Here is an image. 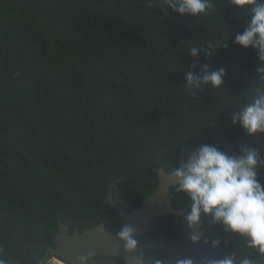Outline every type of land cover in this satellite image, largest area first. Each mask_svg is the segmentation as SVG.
<instances>
[{
  "label": "trees",
  "instance_id": "1",
  "mask_svg": "<svg viewBox=\"0 0 264 264\" xmlns=\"http://www.w3.org/2000/svg\"><path fill=\"white\" fill-rule=\"evenodd\" d=\"M180 14L168 0H0V259L40 264L53 254L61 220L84 232L122 227L105 201L109 185L127 213L173 173L183 157L214 146L229 157L255 150L264 186V133L234 117L264 95L258 50L235 42L252 6L206 0ZM264 3V0H258ZM196 55H192V51ZM223 70L214 87L203 77ZM194 77L189 83L188 75ZM199 80L196 83L195 80ZM171 189L174 208L190 211ZM157 218L137 244L145 264H211L236 254L264 264L245 238L201 214ZM200 233V239H191ZM214 242H218L214 246ZM89 264H125L95 256Z\"/></svg>",
  "mask_w": 264,
  "mask_h": 264
},
{
  "label": "clouds",
  "instance_id": "2",
  "mask_svg": "<svg viewBox=\"0 0 264 264\" xmlns=\"http://www.w3.org/2000/svg\"><path fill=\"white\" fill-rule=\"evenodd\" d=\"M169 6L180 14L197 15L212 7L206 0H168ZM237 7L252 6V17L246 30L237 34L235 42L241 47L258 50L259 60L264 62V3L258 0H231ZM197 53L192 51V55ZM264 71V68L258 69ZM223 70L203 77L205 83L214 87L222 84ZM188 82H194L189 74ZM199 83V80H195ZM234 123H239L248 135L264 133V95H260L236 113ZM258 154L255 150H245L241 157H229L214 146H202L185 168L175 171L178 181L177 190L186 193L191 201L190 211L184 220L190 228H199L201 214L210 215L212 222L224 226L226 232L245 238L246 247L253 250L264 260V186L256 178L255 168ZM126 243V249H135L137 241L133 239V229L124 227L118 234ZM191 239H200V233H194ZM218 242H214L215 244ZM0 264L6 261L0 259ZM43 264H66L51 251ZM156 264H160L159 261ZM177 264H193L190 259L177 261ZM211 264H256L255 260L240 258L236 254Z\"/></svg>",
  "mask_w": 264,
  "mask_h": 264
},
{
  "label": "water",
  "instance_id": "3",
  "mask_svg": "<svg viewBox=\"0 0 264 264\" xmlns=\"http://www.w3.org/2000/svg\"><path fill=\"white\" fill-rule=\"evenodd\" d=\"M189 160L182 158L180 170L186 167ZM175 171L168 173L163 168L158 169L159 185L155 192L145 198L139 208L131 213L125 212L114 200V188L121 179L112 181L109 185V194L105 201L116 211L122 222V227L118 232L108 230L104 223L99 226L80 232L77 229L71 233L70 226L61 220L60 231L55 234V247L53 252L66 260L70 264H89V260L95 256H115L124 261L125 264H145L139 257V253L148 247H155V244L144 242L136 244L135 249L128 251L126 243L119 239V233L124 227L133 229V239L141 237L148 232L152 223L159 217L175 215L177 224L186 210L174 208V195L171 192L173 187L178 186Z\"/></svg>",
  "mask_w": 264,
  "mask_h": 264
},
{
  "label": "flooded vegetation",
  "instance_id": "4",
  "mask_svg": "<svg viewBox=\"0 0 264 264\" xmlns=\"http://www.w3.org/2000/svg\"><path fill=\"white\" fill-rule=\"evenodd\" d=\"M54 255H56V254L54 253ZM56 256H57V255H56ZM58 257H59L61 260L65 261L66 264H70L68 260H66V259H64V258H62V257H60V256H58ZM40 264H43V262H41Z\"/></svg>",
  "mask_w": 264,
  "mask_h": 264
}]
</instances>
